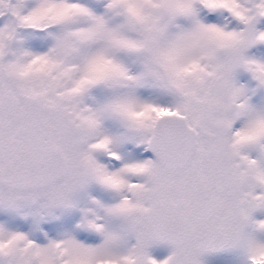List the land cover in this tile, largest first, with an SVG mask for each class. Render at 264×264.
<instances>
[{
    "label": "snow or ice",
    "instance_id": "obj_1",
    "mask_svg": "<svg viewBox=\"0 0 264 264\" xmlns=\"http://www.w3.org/2000/svg\"><path fill=\"white\" fill-rule=\"evenodd\" d=\"M264 264V0H0V264Z\"/></svg>",
    "mask_w": 264,
    "mask_h": 264
},
{
    "label": "rangeland",
    "instance_id": "obj_2",
    "mask_svg": "<svg viewBox=\"0 0 264 264\" xmlns=\"http://www.w3.org/2000/svg\"><path fill=\"white\" fill-rule=\"evenodd\" d=\"M214 264H215V262H214Z\"/></svg>",
    "mask_w": 264,
    "mask_h": 264
}]
</instances>
